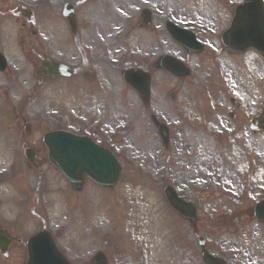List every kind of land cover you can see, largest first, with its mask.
Wrapping results in <instances>:
<instances>
[{"label": "rangeland", "instance_id": "obj_1", "mask_svg": "<svg viewBox=\"0 0 264 264\" xmlns=\"http://www.w3.org/2000/svg\"><path fill=\"white\" fill-rule=\"evenodd\" d=\"M16 1L27 5L33 2ZM179 1L182 9L175 14L180 19L191 21L197 17L195 20H198L206 11L199 0ZM188 1L198 10L190 11ZM98 9L101 10L100 7ZM45 13L44 9L39 10L36 19L42 31L36 40L39 48L44 53L65 50L62 45L48 47L45 44L46 35L50 34ZM82 15L86 14L83 12ZM15 21L17 25H14ZM19 22L6 12L5 0H0V26L8 27L11 32L17 27L19 78L30 77L32 68L22 60L21 54H26L27 45L25 40L18 39ZM49 24L51 28H61L59 20L55 23L51 20ZM48 43L55 45V38H49ZM113 48L118 67L125 69L130 65L127 47L118 44ZM68 52L72 53L70 48ZM203 58L189 59L191 77L181 83L155 72L152 80L154 92L148 109L126 88L120 73H113L116 75L111 80L112 100L106 101L107 106H113L106 113L105 124L101 118L105 104L88 108V103L80 101L85 93L80 94L81 99L77 95L72 96L71 101L62 97L60 87L58 91L55 86L43 88L38 93L37 99L31 101L25 113H21L30 120L35 137L42 135L55 121H62L61 114H56L57 109L61 111L65 101H69L72 118L65 120L83 122L76 116L79 114L89 125L99 121L93 125L95 130H81L94 134L98 129H106L93 136L114 151L122 173L112 189L104 190L87 182L83 191L75 194L46 161L39 159L37 167L44 163L43 176L36 193L37 199H33L37 172L26 169L21 157L10 158V152L3 151L8 148L0 145V229L7 230L17 239L9 247L7 258L0 255V264H22L25 261L26 238L40 230L43 224L71 264H92L90 258L96 251L105 254L108 264H201L197 247L200 237L206 241V250L223 257L227 264H264V224L254 222L249 215L252 205L264 198V132L250 131L252 117L264 110V62L252 51L234 57L222 53L215 58L216 62ZM93 59L90 56L88 63L95 65ZM102 66L94 67L97 70L99 67L106 68ZM219 72L225 73V83L221 81L224 74ZM75 80L78 81L77 78ZM84 84L87 90L91 89L90 92L110 85L100 82L98 77L93 85ZM24 92L17 88V99L25 96ZM173 94L175 102L171 98ZM230 99L240 101L239 112L234 111ZM45 104L55 108L54 114L48 109L49 119L40 118L43 122H36L34 118L41 116V108ZM21 111L17 107L18 137L19 131H22ZM152 111L156 119L167 114L170 122L175 119L182 122L179 131L170 138L166 152L161 150L155 128L148 117ZM222 111L224 118L216 114H223ZM231 112L235 113L233 119L228 116ZM52 115H56V119ZM11 122L16 127V121L13 119ZM221 122L224 125L216 127V130L207 126L208 123L218 126ZM200 123L205 127H201ZM58 124L56 122L55 125ZM185 124L191 127L182 128ZM69 126L77 128L72 123ZM206 126L209 132L205 131ZM221 128L223 134H219ZM226 128L227 132H224ZM22 145L23 141L19 145L17 143L18 151ZM39 146L43 151L41 143ZM185 146L192 155H186ZM168 184L175 186L182 199L198 205L196 231L193 232L167 206L162 190ZM32 214L40 217L41 221Z\"/></svg>", "mask_w": 264, "mask_h": 264}, {"label": "water", "instance_id": "obj_2", "mask_svg": "<svg viewBox=\"0 0 264 264\" xmlns=\"http://www.w3.org/2000/svg\"><path fill=\"white\" fill-rule=\"evenodd\" d=\"M15 15L33 21L32 14L23 8H18ZM224 44L234 51L253 48L264 58V7L261 0H246L245 5L238 9L237 18L228 31ZM127 77L128 75L124 77L127 84L135 79L134 76ZM262 122L264 124V118ZM44 143L48 150V161L61 172L73 190L78 192L82 189L85 177L105 188H110L117 182L120 168L115 159L89 141L64 133H53L44 138ZM165 197L171 208L191 225L195 224V212L191 206L181 202L168 189L165 190ZM253 211L257 220L264 221V201L256 205ZM10 242L6 233L0 232V252L4 256L7 255ZM26 250V264H67L56 252L47 233L41 232L28 239ZM202 259L204 264H223L207 254H203ZM94 262L106 264L101 255Z\"/></svg>", "mask_w": 264, "mask_h": 264}, {"label": "flooded vegetation", "instance_id": "obj_3", "mask_svg": "<svg viewBox=\"0 0 264 264\" xmlns=\"http://www.w3.org/2000/svg\"><path fill=\"white\" fill-rule=\"evenodd\" d=\"M105 4L108 2L105 1ZM225 5H227V0L223 1ZM167 5V2L165 0H127L125 4H122L121 2H113L111 6V12L113 14H117V11H120L122 13H129L131 14L132 18V24L131 27L129 28L128 36L125 38L126 33L123 34L121 37H112L110 34L107 32V37H99L93 39L92 37L90 38V42L97 43L100 45H104L107 43H110L111 47L116 46L119 40H124L125 42H130V41H135L136 43H139L142 39L139 37V35H148L151 33L153 35V40L157 41L159 39L158 35L161 36V32L159 31V27L161 28V23L159 21V16L154 15V11L156 12L159 11L161 7H165ZM118 8L116 9L115 8ZM228 6V5H227ZM148 9L151 13L150 20L147 23H143L140 20L139 14L142 10ZM137 13V14H136ZM153 13V14H152ZM229 15H230V7L227 9H222L221 11L217 12L215 16H211L212 21H208L207 23H204L202 25H199L197 27L190 26L191 31L195 34L196 39L201 43L202 45V51L200 54H196L191 51H186L183 50L181 47H179L180 51L182 52V57L187 58V59H199V57H204L203 59H215V55L223 51V47L219 44L218 40V35L222 31L220 29L221 25H224L225 23L228 24L229 22ZM225 16L228 17L227 20H225ZM225 20V21H224ZM228 21V22H227ZM118 26H115L114 24L111 25L109 28L110 32H114L115 29ZM95 28V25L93 26ZM21 30H23L24 36H28L26 39L28 41L31 40L29 38V35H38V31H33L25 28V24H22ZM29 34V35H28ZM70 38L68 39L71 41L73 44L80 46L86 38L84 37L83 33L80 32V26L77 23V27L75 29V32L69 33ZM138 35V38H131L132 35ZM101 36V35H100ZM89 39V38H88ZM146 39V38H145ZM31 44V42H28ZM12 43L9 44V46ZM15 44H13L14 46ZM17 48V44H16ZM112 50V49H111ZM103 56V57H102ZM111 56H106V55H99L97 57L100 58L98 60L99 62L102 59H105V61L110 58ZM45 58L43 57L40 59L43 61ZM52 58L50 57L49 60ZM40 61V62H41ZM110 66H112L110 62ZM144 66L142 65L141 68ZM112 69V67H110ZM90 69L91 73H87ZM73 72L74 75H78V77L84 79L86 74L92 75L94 74L91 67H87L86 60L84 59V65L82 66L80 64L76 65L73 67ZM36 77V82L31 85V88L28 90V94L30 95H35L37 91L42 87V78L41 76L37 75V72L35 73ZM26 80L23 82L25 83ZM105 82L111 83V80L109 77H106ZM67 84V83H66ZM69 89L68 84L65 86V90ZM173 101L175 102L176 96L173 94L171 96ZM220 104V103H219ZM233 106L236 105L235 102H230ZM237 110H239V104L237 106ZM16 121V127L15 125L12 124V120ZM6 122V123H5ZM9 125H8V124ZM0 125L3 127L5 126V133L0 134V145L5 146L8 149H3V151H8L10 152L11 155H17V54L12 56V61L8 63L7 68L3 71L0 72ZM20 137H22V140H24V134L21 133ZM32 138V137H31ZM33 144H32V149H36V144L34 138H32Z\"/></svg>", "mask_w": 264, "mask_h": 264}]
</instances>
